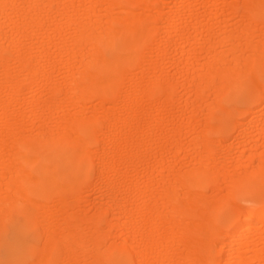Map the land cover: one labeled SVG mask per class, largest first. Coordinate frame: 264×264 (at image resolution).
I'll return each mask as SVG.
<instances>
[{
	"label": "bare ground",
	"instance_id": "1",
	"mask_svg": "<svg viewBox=\"0 0 264 264\" xmlns=\"http://www.w3.org/2000/svg\"><path fill=\"white\" fill-rule=\"evenodd\" d=\"M10 1H5L4 3L0 0V2L4 3L3 5L2 3H0V6H2V11L5 8L9 9L10 6L13 8L14 3L12 5ZM31 1L32 6H30L29 3H26V5L30 6V11H32L31 7H33V9L34 7L38 8L36 6L39 5V2L42 0ZM65 1L66 0H48L47 6L49 9L45 10L43 8L38 10L41 12L45 11L43 20L41 19L40 21L39 14L35 15L37 13L35 11V16L33 17L34 19L24 25V30L26 31L25 34L27 33V31H31L32 33V29H34L33 32L38 29H43V31H45V29H50L47 40L45 41L48 44L45 45H54V48L59 46L60 49L58 55H81L82 60L86 58L85 56L90 55L93 60L89 63H86L85 60V62L81 60V62L83 63H81L76 68H73V64L66 65V71L62 70L61 73H64L66 75L68 86L66 85V87H63L59 84H57L59 86H56V84L54 85L55 81H53L52 79V74L55 73L54 71L57 68H55V70L49 67H46L47 69H45V67L41 68V70L45 69L43 73H46L43 75H46V77L44 76V80L42 78L43 81L40 80V83L38 82L39 79L37 81V75L39 74L40 67L36 65L35 67H32L33 69H30V64L32 61L30 62L28 59H26V62L29 63V67L27 69H30L29 71L32 70L29 73L30 84L29 82H27L29 85H27L26 87L30 86V89H32V91L28 90L26 87H23V83L21 85L18 83V86L15 85L9 88L3 87L4 84L0 86V91L6 90L4 93V98L1 99L0 97V175L2 174V176L0 177V182L3 186L6 184V193L0 185V187L4 190L2 191L0 189V224L6 222L7 217L10 218L11 215L9 216L8 214L10 211L18 209L19 204L22 205L20 203L22 202L21 200L26 202L25 204L27 205V210L23 208L24 211H21L24 216V223L22 226L18 225L16 227V229H18V239L20 244L19 247L21 248L23 253L22 260L24 264H79L81 259L83 260V258L85 259L87 257L91 258V264H120L121 261H124V264H181L180 258L182 259V262L184 260L186 263L190 262V264H216L219 259H217V262L215 260L216 258L214 259L215 255L214 252V256L212 255V250L215 249L212 246L215 245H213V243H215V238L213 239V237H215L214 233L216 232L214 228V221L216 213L220 209V204L218 202L220 197L216 195L217 198H214V203L217 202L219 205H217L216 203L214 206V203L212 204L213 200L209 203L207 201V197L203 198V194H200V189L205 183L210 181V179L208 178L209 176L214 180L210 181L211 184L213 182L217 183V181L219 183L220 180H218L219 178H216L219 176V174L217 176V172H214V174L211 176V174L205 170L206 167L204 166L202 168H193L188 169L185 172H180L176 176L174 175V180H163V193H161L160 197L158 198L159 201L156 199L155 193H153L151 189V184H146L142 188L136 187L135 185L130 186L128 188V193L130 195H134L137 200H143V207L145 208L147 213H149L148 215H142L139 210H137V214L132 215L130 212H128L127 209V211L125 210L126 206H120L116 201H113L111 203L112 206H110L111 208H118L121 211L122 218L119 217L118 223L116 224L107 223L108 221H106L105 215L109 213L110 210L103 207H100V210H102L101 213L95 214L92 217L80 215L76 210V212L72 211L74 208L78 209L76 207L80 206V200L77 197V190L78 188L81 190V192L83 190L81 189L83 188V186L80 185L86 180V174L87 171H89L88 169L90 168L89 161L92 157L91 148L93 146H100L101 141H99L98 134L102 133V130L100 126V119L93 118L92 116H81L79 114H83L81 111L78 112L79 115L76 114L74 116H69L65 111V105L68 106L69 102H73L75 106H78L82 101L92 98H97L100 101L99 103H101V105L103 106L116 104L119 98L117 96V92H119L120 77L126 71L124 68H121L122 66H113L114 63L111 66L110 64L108 65L107 63L109 62V60L108 58L106 60V57L107 55H124L123 58H125V55H127L126 59H130L135 55H144L145 51L147 52V49H151V46L155 42V34L157 33V30L150 25V17L153 15L150 13H157V16L153 17L154 20H160L164 21V23H168L169 30H167L165 33L163 32L165 34L163 39H165V43L169 46H171V44L173 43V35L179 32L181 28L186 25V23L178 12L179 7H177L175 10H173V8H169L172 11L171 14L163 10L164 7L162 5L164 0H151L147 2H145L144 0H108L104 4L105 10L108 13H113V10H118L119 8H121L120 11L123 10V16L119 18L111 16L110 14L106 15L105 17L107 21L104 23L105 25L102 26L99 25L100 23H102V21H98V19L97 21H95L93 19V17H99L101 15L99 13L100 11L97 8V0H92L90 2V6L83 10H81L82 8H79L77 6L67 4L65 3ZM179 1H181L180 3L185 7V9H189L190 11H193L197 7H204L209 11V13L206 12L208 17L206 19L204 18V21L206 22L197 23L195 25V36L185 34L180 36L179 46L180 50L183 53L192 57L193 55H198V47L199 49L204 47L206 48L204 54L207 56L209 55L207 62H205L206 65L203 66V71H201V68H198L194 62L190 61L182 67L177 65V73L182 77V79H184L182 87L185 89L187 97L189 98V96L192 95L193 100H190L189 103L187 102L184 110L180 113V115L175 116L171 111V113H168V107L170 108V106H174L173 104L175 103L174 92L176 86L180 84L174 85L172 82H168V80H166L165 78L168 75L166 73V70L162 68H155L154 71H149L150 73L152 72V74L154 72V79H150V81L145 83L143 81H140L139 85H141L143 88L138 92L137 95L127 92L123 97V103L130 105L126 110L127 119L123 123L128 124L130 121L145 117V120L146 118L147 120L145 122L146 126L144 125L145 128L142 130L143 132H164V118L167 114L169 115L168 117L170 118L169 120L172 124H174L175 121H178L181 124L188 123L191 126L192 123L198 121L200 111H202L201 109H207L208 116L206 119L207 123H205L208 129L205 130V133L203 132V139L197 142L195 145L204 147L209 154V158H212L213 156L211 157L210 155L214 153L215 148L212 146L210 136L214 132L216 133V137L217 134L221 135L223 131L222 127H216L217 125H214V127L213 124L216 122L220 123L223 118L224 120L229 122L231 118V115H229L231 114V111L229 112V114L225 112L226 106H223L224 102L226 103L228 99H230L233 95H236L242 88L247 86L246 84H250L252 86L250 103L251 105H261L263 107L261 111L262 113H264V87L262 86V84L259 85L257 80L259 76L264 75V72L262 71V68L264 66L262 63L263 60H261V71L258 67L260 65L259 63V65H257V68L252 67V64L251 67L247 64L245 70L242 68V71L238 70L239 68H236L231 64L224 67L223 65H221L222 63H217L222 61V55L224 56L225 54V52L223 54H220L217 51L219 49L226 50L229 46V51H231L232 55H244V51L256 49L260 46L258 45V47H254L252 45V38L254 36V32L258 30L256 20L260 19L264 24V0H244L241 5H235L234 2H232L233 0H216L214 2H211L210 0ZM17 3L19 2L17 1ZM224 6L228 7L226 11L223 10ZM56 7L58 9L57 11L60 12H57L58 14H55V16L57 15L59 16V18L57 17L58 19L54 20L53 18H51L50 12L51 9ZM12 8L10 9L12 10ZM134 8H141L143 13H136L135 10L132 11V9ZM2 14H4V12L1 13V15ZM15 14L17 13L15 12ZM231 14L239 15L241 20L240 23L243 25V28L235 29V31L231 35L227 34L225 30L221 28L222 30L220 31L219 35L216 34L215 28L219 27L218 21L221 20L220 18L230 17ZM80 15L83 19L80 17ZM29 16L31 17L30 13ZM49 18L52 19V24L49 25L48 23L51 28H47V24V27L44 28V26H46L44 25V22H46ZM196 19L198 20L200 18L196 17ZM103 20H105V18ZM1 22L4 23V21L0 20V23ZM16 24L17 23L14 22L11 24L8 22V25L5 26L10 29L12 25L14 27L12 29H14L15 32V28H17ZM71 26L75 27L73 28L75 29V33L71 39L67 38V42H65V35L67 33L64 31V28H72ZM262 27V35H264V25ZM44 33L45 32L41 34L45 35ZM25 34L23 33L21 35L23 36ZM18 35L20 34L18 33ZM41 37L43 39V36ZM56 37H59V43H56ZM42 39L40 40L42 41ZM243 40L247 41V43L245 42V44H242ZM41 41H39V43ZM43 42V45H40L44 46ZM68 42L70 43V45H65ZM33 44H35V42H33ZM15 45L17 46V44ZM192 46L194 47L192 48ZM161 48L162 42L156 46L154 52L159 55V53H161L162 51ZM260 48L262 47H259L258 49ZM41 49H43V47ZM44 50L41 54V57L43 58V55L45 54ZM262 50V52L260 50L259 54L255 55H264V48H262ZM14 51L16 52V50ZM0 52L3 53L2 51ZM1 53L0 58H3ZM226 54L228 55L227 52ZM250 55H253V53H251ZM250 57L251 56H249L248 58ZM25 58H27V56ZM204 60H206V58ZM245 60L247 59L245 58ZM35 63L38 64V62L36 61ZM216 64H220L221 66L216 67ZM3 69L4 70L0 69V71L5 72V74L10 76V69ZM8 76L5 75L4 79L9 78ZM17 81L20 82L21 80ZM24 89L26 92H31L32 95L31 97L29 96L30 100L28 99V102L24 100L25 102H27V105L32 107L29 116L27 115L28 117L26 115L24 116L19 114L18 112L20 111L17 112V110L15 111L13 108L16 107V105L19 106L21 102L23 104L24 101L20 102V98L18 99L17 96L20 97L21 95H23L21 93L24 91ZM43 90L50 91H47L49 95L51 93L53 94V96L51 94L53 99L51 98L49 103L45 101L44 103L46 104L44 105L46 106H43L47 108L48 111H46L48 112V115L50 114V112H53L54 107L58 109L56 111H59V126H54L55 129L53 130L51 127L48 126L49 128H47L46 126H44V124H42V128H40L41 130L38 127L36 129L40 130H38V134H40V136H35L34 132L28 134L29 132L27 131V129H29V131H33L36 128L34 122L35 116H37V114L40 113V110H42L43 108L42 106L41 109H36V106L40 107V104L36 103V97L37 94L41 95V91ZM60 95L64 97V99H62L63 101L61 100V102L56 100V96L59 97ZM210 98L213 99V101L211 100L212 102H209ZM25 102L24 104H26ZM145 102L151 104L152 106L151 112L148 114L142 111ZM37 110L40 112H38ZM239 110H237V112H239ZM46 111L44 114L47 113ZM220 111L225 112L223 118H219V115H217ZM240 112H243L244 116L250 113L249 109H245V111L240 110ZM140 113H142L143 115ZM54 114H56V112L52 113L53 116ZM110 115H107L105 117V122L108 125L109 130L105 134H103L105 138L102 141L104 142L103 145L105 146V148L111 149L113 158L109 161L102 159L103 157L100 158V160L102 161L101 164L103 166V171L105 173L116 170L118 165L115 161L116 159L114 158L115 155H121L122 163H133L134 160H138V155L141 149H144L145 147H153L155 146V144L161 145L162 139L158 138L146 142L140 141L133 149L129 145V141H133L135 140V138L131 139L130 137L128 139V136L126 137L124 131L117 128L118 120L114 117H111L113 116V114L111 116ZM242 116L240 118H242ZM261 116H255V118H253V120H250L248 123L245 122L246 124H241L238 128L240 129L239 132H241L239 135L244 138L245 131H247V129H245L246 125L256 126V124H258L260 120L264 119V117L261 118ZM49 121L50 120L47 121L45 119H42L41 123ZM26 122L28 123L26 124ZM50 128L53 131H50ZM178 132L179 134H181L180 129ZM258 135V138H264V129L261 130ZM132 137H134V135H132ZM259 140L260 139H258V141ZM120 142H122L124 145L119 146ZM177 147H175L177 151V153L175 151V155H179L183 151L180 145H177ZM125 153L129 154V157L125 158V155H127ZM167 153L165 152L163 154L167 156ZM196 158L197 157L195 156V159ZM166 159L167 157L161 159V161L158 162L157 168L156 166L154 168H150L148 165V167L144 168L145 170L142 174L144 176L146 175V178H148L149 181L155 182L156 179L158 180L157 176L161 177V175H163L164 173H171L175 168L174 166H165L164 163ZM259 168L260 169H258L252 175L247 174L246 177L244 176L243 178L237 179V181L231 180L232 182H229L231 186L228 185L230 187V192H228V195H230L231 197L232 195H239V193L248 194L249 191L253 190V200L255 203L253 208L247 211H237L235 209L238 212L237 222L231 229L230 233L227 235L228 242L225 244L222 243V246L224 244L223 248L219 246L221 248L220 252H223L226 248V254L232 255L233 251L237 253L239 251V253L242 254L236 257L239 254L238 253L235 258H232L231 264H248L249 262H251V260L255 261V263L257 264H264V248H255L254 244L256 243L250 240L252 236H249L252 235V233H254L255 236L257 223L264 225V167ZM5 172H9V174L11 173V177L8 178V175ZM214 175L216 176V180L213 177ZM220 175L224 176V174L221 173ZM4 176L7 177L5 178L7 179V182L3 181L5 180L3 178ZM106 182V189L109 192H114L113 190H116V188L119 189V185L118 187H116V184L113 183L114 181L108 180ZM111 188L113 190H111ZM179 191H182V193ZM2 193H4L5 196L4 194L2 195ZM114 195L115 194H113V196ZM210 198H212V196ZM245 200H247V197L245 198ZM41 201H44V203L45 201L51 204L53 203V206H57L56 211H52V209L51 211L49 210V203H46L47 205H49L48 208H46L47 206H42V204H40ZM34 206H38V208H42V210L43 208L47 209V211L45 210V213L43 212V217H45L47 222L44 221L46 222V224L40 232L41 235L45 236L44 238L46 242L40 247L33 244L29 239V230L36 222V216H34V214L31 212V209H33ZM34 210L35 209H33L32 211ZM36 211L38 212L39 210H35V212ZM37 214L38 213H36V215ZM38 217L39 220L40 215ZM216 218L218 219L219 217ZM60 219L62 220L61 225L56 221ZM186 219H191L192 223L194 220H197V223L194 222V225L191 223L189 224L191 226H189L188 224L184 223ZM139 225L140 227L138 228V235H140L141 237H145L141 242L142 244H139L141 245V247H137L138 244H135L136 240L133 237H131L132 239L130 241L136 246L127 242L121 243L116 241L110 244L108 242L106 243V237L109 236L113 227H115V229L117 228V230H120V233L122 232L124 234L128 233L130 230L133 231V228H137ZM0 226L2 227V225ZM107 227L109 228L108 231H106ZM260 231V235H264V228ZM180 234L186 240L188 239L187 243L189 244L187 249L188 254H185L186 257L184 255H181L183 258L176 255L177 252L176 254H173L168 251V249H170L169 247L173 243V239ZM204 237H206L205 241H203ZM239 237H241V239H238ZM246 237H250V239L248 240L250 241V243L252 241L254 246L251 244L249 246V242L247 243ZM242 238L246 239L242 240ZM237 241L246 242L243 244L242 248L240 247L241 249H237ZM7 243L9 244V242ZM251 246L255 248H253L254 251L252 250V252L254 253L252 259L244 254L246 252H250ZM259 246H261V244ZM241 250L244 253H242ZM55 251H60L61 255L58 258L53 255ZM215 254L217 253L215 252ZM223 254L225 253L223 252ZM243 254L245 256H243ZM224 257L223 259L226 258ZM253 263L254 262H252V264ZM224 264H226V262H224Z\"/></svg>",
	"mask_w": 264,
	"mask_h": 264
},
{
	"label": "rangeland",
	"instance_id": "2",
	"mask_svg": "<svg viewBox=\"0 0 264 264\" xmlns=\"http://www.w3.org/2000/svg\"><path fill=\"white\" fill-rule=\"evenodd\" d=\"M1 1L5 3V1L8 2L10 0H1ZM17 1L21 5L19 3H17ZM17 1H15V0L10 1L12 3V5L14 3V5H13L14 9L10 6L9 9L5 8L2 11L1 10L2 6H0V17H1L0 20L4 21V23L3 22L0 23V29H1L0 30V34H1L0 35V51L3 52V53L0 52L3 56V58H0V69L4 70L3 68H8V69H10L9 71L11 72L10 76H8L7 74H5V72L0 71V86H2V84H4L5 86L3 85V87L9 88L11 86H15V85L18 86L19 84L21 85L23 83L24 84L23 87H26L27 85L30 84L29 73L32 70L31 71H29V70L33 69L32 67H35L36 65L40 67L39 74L37 75V81L39 79L38 82L41 83V81H43L44 78L46 77V75H43L46 73V72L43 73V71H45V69H47L46 67L52 68L53 70H55V68H57V69L59 68L58 70L56 69L54 72L55 73H61L62 70L66 71L65 66L68 64H71V65L73 64L72 65L73 68L74 67L76 68L77 66H79L81 63H83L85 61H86V63H89L93 60V58L90 55L85 56L86 57V58H84L85 61L81 59V55H76V56L58 55L59 49H60L59 46L54 48V45H52V46L50 44H49V46L45 45V44H48L45 41L47 40V36L49 34L50 29L49 30L45 29V31H43V29L35 30L34 32L37 34H35L33 32L34 29H32V33H34L35 35L32 34L31 31H27V33L25 34L26 31L24 30V28H25L24 25L26 23H29L32 19H34L33 17L35 15L39 14L40 21H41V19L43 20V16H45L44 15L45 11L41 12L38 10L43 9V8L45 10H48L49 9L47 6L48 0L40 1L39 2L40 4L36 6L38 8L34 7L35 10L33 9V7H31L32 11H30L31 10L30 6H32L31 0H30V2H29V0H26L27 2L25 0H17ZM22 1L24 4L22 3ZM91 1L92 0H66L65 3L77 6L79 8H82L81 10H83V9H86L90 6ZM107 1L108 0H97V3H98L97 8L100 11L99 13L101 15L99 17L95 16V17H93V19L95 21H97V19H98V21H102V23L99 24L100 26L105 25L104 23L107 21V19L105 17L106 15L110 14L111 16L119 17V18H121L123 16V10L120 11L121 8H119L118 10L117 9L113 10V13L111 12L112 14L110 12L108 13L104 8V4ZM144 1L147 2V1H151V0H144ZM210 1L214 2L216 0H210ZM2 2H0V3H2ZM180 2L181 1H179V0H164L163 5H162L164 7L163 10L165 12H168L169 14H171V12H172L171 9H169V8H173V10H175L177 7H179L178 12L181 15L182 19H184V22L186 23V25L183 26L179 32H177L173 35V37H172L173 43L171 44V46L167 45L165 43L166 42L165 39H163L165 36L164 33L167 30H169L168 23L167 22L164 23V21H160V20H154L153 17L157 16V13L153 12V13H150V14H153L150 17L151 18L150 25H151V27H154L157 30V33L155 34V42L156 43L154 42L155 45L153 44L151 46V49H147V52L145 51L144 55H135V56L131 57L130 59H126L127 55H125L126 56L125 58H123L124 55H107L106 60L108 58V60H109V62L107 63L108 65L110 64V66H111L114 63L115 65L113 64V66H117V65L120 67L122 66L121 68H124L126 71L120 77L119 92H117V94H118L117 96L119 98H118L115 105H104L103 106V105H101V103H99L100 101L97 98L84 100L78 106H75L73 104V102H69L68 106L65 105V108H66L65 111L69 116H74V115L78 114V112L81 111L83 113V114L79 113L81 116L82 115L86 116V117L92 116L93 118L100 119V121H101L100 126H101V130H102V133L98 134L99 141H101L100 146H93L91 148L92 157L90 158V161H89L90 162V168L88 169L90 172L87 171L86 180L80 185V186H83V188H81L83 190H82V192L79 188L77 190V193H78L77 197L80 200V206L76 207L78 209L74 208L72 211L76 210L79 212L80 215H83V216L86 215L87 217H92L95 214L101 213L102 210H100V209L103 207L105 209L110 210V212L105 215L106 221H108L107 223L116 224V223H118V218L121 217V211L118 208H113V207L111 208L110 207V206H112L111 203L113 201H116L119 203L120 206L121 205L124 207L126 206L125 210L127 209L128 212H130L132 215L137 214V210H139L142 213V215H148L149 213H147V211L143 207L144 206L143 200L142 201L137 200V198H135L134 195H130L128 193V188L130 186L135 185L136 187L142 188L146 184H151V189H152L153 193H155L156 199L159 201L158 198L160 197L161 193H163L162 192L163 191L162 190V181L163 180H165V181L174 180V177L180 172H185L188 169H193V168H200V167L202 168L204 166V167H206L205 170L208 173H210L211 176L214 174V172L215 173L217 172L216 174H217V176L219 174V176L216 177L215 176L216 174H215L213 177L219 178L218 180H220L219 183H218V181H217V183L213 182L214 183V185H213V183L211 184L210 181H214V180L212 177L209 176L208 178L210 179V181L205 183L203 185V187L200 189V192H201L200 194L201 195L203 194L202 195L203 198L207 197L208 200L206 198L205 199L209 203L212 202V200H213L212 204L214 203V200H215L214 198H217L216 195H218L220 197L219 201H218L220 204V209L216 213V217H219V218L217 219L215 217V221H214L215 222L214 228H215L216 232L214 233L215 237H213V239L215 238V240L216 239L217 240L216 241L214 240L215 243H213V245L214 244L215 245L212 247L215 250H212V255L214 252L215 256L214 255L213 256H214V259L216 258L215 259L216 262H217V259L220 260V262L218 260V262L216 264H221V263L224 264V262H226V264H231L232 258H235V256L239 253V251H238V253L233 251V253L231 255V254H226L227 253V252H225L226 248L224 251L222 250L225 254H223V252H220V250H221V248L224 247V244L228 242L227 241V235L230 233L231 229L233 228V226L237 222V216H238L237 211L238 210H240V211L241 210L242 211L250 210L253 208L255 203L253 200L254 199L253 190L249 191L248 194L247 193L246 194H240L239 193V195H236V196L232 195V197L230 195H228L229 194L228 192H230V189H229L230 187L228 186V185H230L229 182H232L231 180L237 181V179L243 178L244 176L246 177L247 174L252 175L258 169H260L259 167H262V168L264 167V138H262V139L260 137L258 138V136H259L258 134L261 132V130L264 129V119L260 120V122H259L260 124L258 123L259 125L256 124V126L258 125L257 127L255 125H251V126L246 125L245 129H247V131H245V137L244 138L241 135H239L241 132H239L240 129H238L241 124H246L245 122L248 123L250 120H253V118H255V116L257 117L258 115H260V116L263 115V116H261V118L264 117V113H262V111H261L263 107L259 104H252L251 105V103H250L252 86L250 84H246L247 86L242 88L236 95H233L230 99H228V101L226 103L225 102L223 103V106L224 107L226 106L225 112H227L229 114V112L231 111L230 112L231 114H229V115H231V118H230V121L227 122L223 118V116L225 115V112L220 111L217 114V115H219V118H223V119L220 123H218V122L214 123L213 126L217 125L216 127H218V126L222 127L223 131H222L221 135L217 134L216 137H215L216 133H214V132L210 136V139H211L210 141L212 143V146L215 148L214 153L212 155H210L211 157L213 156L212 158H209V154L204 147L195 145L197 142H199L200 140L203 139V137H204L203 135L205 133V130L208 129V127L206 126V123H207L206 119L208 116L207 109H204V108L201 109L202 111H200L198 121L192 123L191 126L188 123L181 124L178 121L177 122L175 121V123L172 124L169 120L170 119L168 117L169 115L167 114L164 118V125H165L164 132H143L142 130L145 128L144 125L146 126L145 122L147 120V118L145 120V117L130 121L128 124L123 123L127 119V111L126 110L130 106L129 104L123 103V97L126 95L127 92H130V93H133L134 95H137L138 92L143 88L141 85H139L140 81H143L145 83V82L150 81V79L153 80L154 79L153 78L154 72L152 74V72L150 73L149 71H154L155 68H162V69L166 70V73L168 75L166 74L167 76L165 78H166V80H168V82H172L174 85L180 84V85L176 86V89L174 92L175 93V95H174L175 96V103L173 104L174 106H170V108L168 107V109H169L168 113L172 112V113H174L175 116L180 115V113L184 110V107L186 106L187 102L189 103L190 100H193L192 95L189 96V98L187 97V94L185 93L186 91L182 87V83H184V79H182V77L177 73V65L182 67V66H185L187 64V62L190 61V62H194L196 64V66L198 68H201L200 70L203 71L204 70L203 66L206 65L205 62H207L209 55L207 56L204 54L205 50H206V48H204V47H202L200 49L198 47V49H197L198 50L197 52H199L198 55H193L192 57L183 53L180 50V46H179L180 45V36L184 35V34L195 36L196 35L195 25L197 23H202V22L205 23L206 21H204V18L206 19L208 17L207 13H209V11L204 7L203 8L197 7L193 11L192 10L190 11L189 9H185V7ZM232 2H234L235 5H241L244 2V0H233ZM4 3H2V5ZM26 3L27 4L29 3L30 6L26 5ZM10 8H12V10ZM227 8L228 7L224 6L223 10L226 11ZM57 10L58 9L56 7V8L51 9V12H50V14H51L50 16L54 20H57L59 18V16H57V15L55 16V14H58L57 12H60ZM134 10L136 13H143L141 8L132 9V11H134ZM35 11L37 12L36 14H35ZM3 12H4V14L1 15V13H3ZM15 12L17 14H15ZM29 13H30L31 17L29 16ZM41 13H43V14H41ZM81 15H80V17H81ZM204 16H206V17H204ZM15 17H16V19H15ZM25 17H27V18H25ZM196 17H199L200 19L197 20ZM51 18H49L46 22H44L45 23L44 25H46V24L48 25V23H49V25H51L52 24ZM104 18H105V20H103ZM220 19L221 20L218 21L219 27L215 28V30H216L215 33L218 35L222 29H224L227 34L231 35L235 31V29H242L243 28V25L240 23L241 20H240L239 15L231 14L230 17H221ZM258 20H256L258 30L254 32V36L252 38V40H253L252 45L254 47H258V45H260L259 47L264 48V42H263L264 41V35H262L263 34L262 33V28H263L262 26L264 24H263L262 20H260V19H258ZM8 22L10 24L13 22L17 23L16 24L17 28H15L16 29L15 32H14V29H12V28H14L12 25H11L10 29L8 27H6L8 25ZM47 25L44 26V28H46ZM49 25L47 28H49V27L51 28V26H49ZM68 28L67 27L64 28V31L67 33V34L65 33L66 34L65 35V37H66L65 42H67V38L71 39L75 33V29H73L75 27H72V28L68 27ZM43 32H45L44 34L46 36L41 34ZM18 33L20 35H18ZM23 33L25 35L22 36L21 34H23ZM30 35H31V37H30ZM41 36H43V39ZM14 37H15V39L18 37L17 39H19V40H17V39L15 40ZM32 37L34 38V40ZM25 39L26 40L28 39V40L26 41ZM35 39L37 42L35 41ZM40 39H42V41ZM31 40L33 42H35V44H33V42ZM59 40H60L59 37H56V40H55L56 43H59ZM39 41H41V42L39 43ZM68 41H71V40H68ZM16 42H18V43H16ZM42 42L44 43V46H42L43 45ZM161 42H162V48H161L162 51L158 55L156 52H154V50H155L156 46ZM245 42L247 43V41L243 40L242 44H245ZM36 43H39V44H36ZM15 44H17V46ZM40 44H42V45H40ZM65 45H70V43L68 42ZM40 46H41V48L43 47V49H41ZM45 46H47V47H45ZM193 47L194 46H192V48ZM258 48L251 49L249 51H244V53H243L244 55H232L231 51H229L230 50L229 46L227 47L226 50H220L219 49L217 51L220 54L221 53L223 54L224 52H225V54H224V56L222 55V57H223L222 61L217 62V63H220V64L222 63L221 65H223L224 67L231 64V65L235 66L236 68H239L238 70H241V71H242V68L245 70L247 64L250 67L252 64V67H255V68H257V65L260 64L258 67H259V70L261 71L262 63L264 65V55H255V54H259L260 50H261V52L263 51L262 48H260V49H258ZM44 49H46V50H44ZM14 50H16L17 53ZM17 50H19L20 52ZM43 50L45 53L43 55L44 58L41 57ZM21 51H22V53H21ZM18 52H19V54H18ZM30 52H32V53H30ZM226 52L228 53V55L226 54ZM251 53H253V55H250ZM21 54L23 55V58H22ZM18 56H20L21 58ZM26 56H27V58H25ZM28 56H32V57H28ZM249 56H251L253 59L251 57L248 58ZM32 58H33V60H32ZM205 58H206V60H204ZM245 58L247 60H245ZM26 59H28L30 62L32 61L30 64L31 66H30L29 70L27 69L29 67V63L26 62L27 61ZM81 60L83 62H81ZM130 60H132V61H130ZM261 60H263L262 63H261ZM35 61L38 62V64L35 63ZM49 64H50V66H49ZM220 64H216V67H220L221 66ZM235 64L238 66H236ZM41 66H43V67H41ZM44 67H45V69L41 70V68H44ZM263 68H264V66H263ZM263 68H262V71L264 72ZM55 73L52 74V79H53V81H55L54 85L55 84H56V86L62 85L63 87H66V85L68 86V80L66 79V75L64 73H61V74H55ZM5 75L8 76L9 78L4 79ZM42 78H43V80H42ZM27 79H28V81H27ZM17 80H19V81L21 80L20 81L21 83L18 82ZM257 80H258L259 85L262 84V86L264 87V75L259 76L257 78ZM24 82H26V83L29 82V84L28 83L26 84ZM246 82H248V81H246ZM57 84H59V85H57ZM180 86H181V88H180ZM26 88L28 90L32 91V89H30V86L26 87ZM5 91L6 90L0 91L1 99L4 98ZM24 91H25V89H24ZM24 91L21 93L23 95L20 94L21 95V96L19 95L20 97L17 96L18 99L20 98L19 99L20 102L24 101V100L27 101L28 99L30 100L29 96L30 97L32 96L31 92H29V91L24 92ZM43 91H44V93H43ZM43 91H41L42 93L40 92L41 95L37 94L38 98L36 97V99H37L36 103L40 104V107L36 106V109H38V108L41 109V107L44 104H46V103H44L45 101L49 103L51 98L53 99V97H52L53 94L51 93L52 96H51V94L50 95L48 94V92H50V91H48V90H43ZM46 94H48V95H46ZM185 94H186V96H185ZM18 99H17V101H18ZM38 99H39V101H38ZM62 99H64V97L62 95H60L59 97L56 96L57 101L61 102ZM47 100H49V101H47ZM211 100L213 101V99L210 98L209 102ZM24 102H23V104L21 102L19 106L16 105L17 108L16 107H13V108L15 111L17 110V112L20 111V112H18L19 114L24 115V116L25 115L29 116V113H30L32 107L27 105V102H25L26 104H24ZM44 106H46V105H44ZM44 106L42 108V110H44V108H45L44 111L40 110L41 111L40 112L37 110L41 114L37 112L38 114H37V116H35L34 122H35L36 128L33 131H29V129H27V131L29 132V133L27 132L28 134L34 132L35 136L36 135L40 136V134H38V130L40 128H42L41 127L42 124H44V126H46L47 128L51 127L53 130L55 129L54 126H59V120H58L59 111L58 112L56 111L58 109L55 107L53 108L52 113L56 112V114H54V116L52 115L51 112L48 115V112H47L48 110ZM143 107L144 108H142V111H144L146 114L151 112V107H152L151 104L145 102ZM18 108H19V110H18ZM239 109L243 110V111H245V109H249L250 113L247 114L246 116H244L243 112H240ZM237 110H239V112H237ZM45 111L47 112L46 114H44ZM111 113L113 114V116H111L112 115ZM258 113H262V114H258ZM140 114H142V113H140ZM107 115H110L111 117H114L118 120L117 128L123 130L124 133L126 134V137L128 136L127 137L128 139L130 137H131V139L135 138V140H133L134 142L129 141L130 142L129 145L133 149L136 147V145L140 141L146 142V141H149L152 139L155 140L158 138L162 139L161 145L155 144V146H153V147H147V148L145 147L144 149H141L139 152V155H138V157H139L138 160L137 159L134 160L133 163H129V162L122 163L121 162L122 161L121 155H119V156L115 155L114 158L116 159L115 161L117 162V165H118L116 170H113L114 172L110 171V172L105 173L103 171V166L101 164L102 161L100 160V158L103 157L102 159H104L106 161H109L110 159L113 158V156L111 154V149L105 148V146L103 145L104 142L102 141L105 138L103 136V134H105L109 130L108 125L105 122V117ZM170 115H173V114H170ZM241 116H242V118H240ZM42 119H45L47 121L50 120V121L45 122V123H41ZM28 120H30V119H28ZM27 123L28 122H26V124ZM47 123H48V125H47ZM125 125H127V126H125ZM37 127L39 128L38 130H36ZM51 128H50V131H53V130H51ZM179 129L181 130V132H180L181 134H179V132H178ZM194 130H196V131H194ZM27 133H26V135H27ZM255 134H257L258 136ZM132 135H134V137H132ZM239 136H241V137H239ZM257 138L260 140L258 141ZM223 141H224V143H223ZM121 145L123 146L124 144L122 142H120L119 146H121ZM177 145H180L181 148L183 149V151L179 155L178 154L175 155L177 153V151L175 149V147H177ZM215 146H217V147H215ZM175 151H176V153H175ZM165 152L166 153L169 152L170 154L167 153L166 154L167 156H165V154H163ZM106 153L107 154L109 153L108 154L109 156ZM125 154H127V153H125ZM195 156L197 157L196 159H195ZM127 157H129V154L125 155V158H127ZM163 157L164 158L167 157L164 165L165 166H168V165L174 166L175 169L171 173H164L163 174L164 176L163 175H161V177L157 176L158 180L156 178L155 179L158 182L155 181L156 183L149 181L148 178H146V175L144 176L142 174V173H144L143 172L145 170L144 168L148 167V165L150 168H154L155 166L157 168L158 162L161 161V159H164ZM210 168H212V169H210ZM5 173L8 175L7 176L8 178L11 177V175H10L11 173L10 174H9V172H5ZM220 173L224 174V176L220 175ZM1 176H2V174L0 175V177ZM7 177L4 176L3 178L5 179ZM216 178H215V180H216ZM6 180L7 179H5L3 181L7 182ZM108 180L114 181L113 183L116 184V187H118V185H119V189L116 188V190H113L111 188V190H113L114 192H109L106 189V185H107L106 181H108ZM5 182H4V184H5ZM0 185L5 191L1 187H0V189L6 193V186H5L6 184L4 185L5 186L4 187L0 182ZM122 190H124V191H122ZM179 192L182 193V191H179ZM213 192H215V193H213ZM3 194L4 193H2V195ZM113 194H115V195L113 196ZM4 196H5V194H4ZM4 196H1V197H4ZM6 196H7V194H6ZM211 196H212V198H210ZM245 196L247 197V200H245V198H246ZM230 200H231V202H230ZM21 201L23 202V203L20 202L22 205L19 204L18 209L10 211L8 213L9 216L11 215L10 218L7 217L6 222L0 224V225H2V227L0 226V264H24V262L22 260V254L23 253H22L21 248L19 247L20 244H19V239H18V229H16V227L18 225L22 226L24 223V221H23L24 216L21 213V211H24V209H26L27 205L25 204L26 203L25 201H23V200H21ZM227 201H229V202H227ZM46 203L48 204L49 202L45 201V203H44V201H41L40 204H42V206H47L46 208H48V206L50 205L49 210L51 211V209H52V211L53 210L56 211L57 206H53L54 205L53 203L52 204L49 203V205H47ZM216 203H214V206ZM43 204H45V205H43ZM219 204L217 203V205H219ZM226 204H228V205H226ZM94 205L96 206V208ZM225 205H226V208H225ZM98 206H99V209H98ZM33 209L39 210L40 212L39 211L35 212V210L32 211ZM33 209H31V212L34 214V216H36L35 217L36 222L32 225V227L30 229L31 231L29 230V239L33 244L40 247L41 245H43L46 242L45 238H44L45 236L41 235L40 232L47 222L45 217H43L44 216L43 212L45 213L47 211V209L43 208V210H42V208H38V206L37 207L34 206ZM36 213H38L37 214L38 216L40 215L39 220H38L39 217L36 215ZM218 213H219V215H218ZM42 217H43V219H42ZM44 221H46V222H44ZM56 221L58 224H60V225L62 224L61 219L56 220ZM42 222H43V224H42ZM194 222L197 223V220H194L193 223H192L191 219L190 220L186 219L184 221V223L188 224V225L191 223L194 225L195 224ZM40 225H41V228H40ZM188 225H184V226H188ZM189 226H191V225H189ZM139 227H140V225L137 228H133L134 229L133 231L130 230L128 232L129 234L128 233L123 234L122 232L120 233V230H117V228L115 229V227H113L109 236L106 237V243L108 242L110 244V243L117 241V242H121V243L127 242L130 244H133L130 241L132 239L131 237H133L136 240L135 244L136 243L138 244V245L136 244L137 247L138 246L141 247V245H139V244H142L141 242L145 237H141L140 235H138L139 234V232H138ZM256 228L257 229H256L255 233L259 234V235L255 234V236H254V233H252V235H249L250 237L252 236L251 239H250V237H248V238L246 237L247 239L242 238V240L246 239L247 243L249 242V246H250V244L253 245V242H254V243H256V244H254L255 246L253 245L255 248H264V245H263L264 244L263 243L264 242V238H263L264 235H260V232H261L260 230L264 228V225L257 223ZM108 230H109V228L107 227L106 231H108ZM128 237H130V238H128ZM205 238L206 237H204V240L202 238V240L205 241ZM4 239H6V240H4ZM238 239H241V237H239ZM248 239L252 240L253 242L251 241V243H250V241ZM6 241L9 242V244ZM187 241H188V239L186 240L181 234L177 235L173 239V243L169 247L170 249H168V251H170L173 254L174 253L176 254V252H177L176 255H178L179 257L181 255L182 256L184 255L186 257V255L188 254L187 249H188V245H189L187 243ZM245 242L244 241L243 242L237 241L236 242V248L241 249ZM222 243H224L223 246H222ZM240 243H241V245H240ZM135 244H133V245H135ZM260 244H261V246H259ZM256 245H257V247H256ZM253 246H251L252 248L250 247L249 253L246 252L247 254L241 250L242 253H244L246 256H248L251 259L253 258V254H254L252 252V250L254 251V249H255ZM218 250H219V252H218ZM215 252L217 254H215ZM240 254L241 253H239L236 257L240 256ZM244 254H243V256H245ZM53 255L56 258H58L61 254H60V251H55ZM224 255L226 258L224 257ZM223 257L225 259H223ZM180 261H181V264L182 263L190 264V262L186 263L184 260L182 262L181 258H180ZM252 262L255 263V261L251 260V262H249L248 264H252ZM79 264H91V258H89V257H87L85 259L83 258V260L82 259L80 260ZM255 264H257V263H255Z\"/></svg>",
	"mask_w": 264,
	"mask_h": 264
},
{
	"label": "snow or ice",
	"instance_id": "3",
	"mask_svg": "<svg viewBox=\"0 0 264 264\" xmlns=\"http://www.w3.org/2000/svg\"><path fill=\"white\" fill-rule=\"evenodd\" d=\"M120 264H124V261H121Z\"/></svg>",
	"mask_w": 264,
	"mask_h": 264
}]
</instances>
